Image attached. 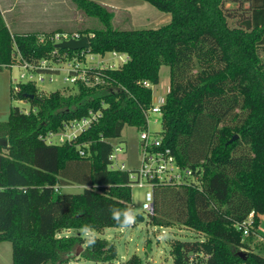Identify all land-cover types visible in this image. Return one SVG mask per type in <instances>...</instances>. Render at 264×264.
I'll use <instances>...</instances> for the list:
<instances>
[{
	"label": "trees",
	"instance_id": "obj_1",
	"mask_svg": "<svg viewBox=\"0 0 264 264\" xmlns=\"http://www.w3.org/2000/svg\"><path fill=\"white\" fill-rule=\"evenodd\" d=\"M145 1L171 20L121 29L108 5L72 0L102 23L78 31L90 43L78 51L56 48L54 31L11 32L0 9V70L19 55L33 63L47 59V72H58L51 66L75 54L83 62L86 53L128 56L118 67L89 69L88 77L101 81H78L67 93L43 95L32 81L12 84V94L31 104L28 111L12 106L0 122V136L8 139L0 145V241L11 243L13 264H115L116 244L92 234L128 226L123 215L113 218V210L135 215L133 170L113 166L111 139L121 137L126 125L148 129L162 65L170 68L169 90L157 113L162 128L152 133L196 177L156 182L151 222L199 233L193 240H169L173 264H264V254L250 246L264 214V0ZM238 1L249 2L250 14L233 22L227 3ZM90 112L96 118L72 140L47 141ZM69 160L89 163L85 191L60 192V170ZM251 211L252 231L245 236L238 224ZM81 259L86 263H77ZM127 264L141 260L133 255Z\"/></svg>",
	"mask_w": 264,
	"mask_h": 264
},
{
	"label": "rangeland",
	"instance_id": "obj_2",
	"mask_svg": "<svg viewBox=\"0 0 264 264\" xmlns=\"http://www.w3.org/2000/svg\"><path fill=\"white\" fill-rule=\"evenodd\" d=\"M15 1V0H13ZM12 1V5L16 11L21 5L20 0ZM37 4L39 0H33ZM41 5L31 4L27 17L34 20V24L22 25L13 24L9 19L12 32L24 29H35L36 32L45 33L52 31L64 32L67 34L77 33L80 29L86 27L101 28L102 23L95 17L86 15L82 10L75 7L72 0H40ZM106 4L115 10L113 25L121 29L131 28H156L168 23L171 20V14L159 10L153 4L145 0H95ZM249 2H228L227 7L231 11V20L238 22L240 19L250 14ZM15 13V12H13ZM27 13V12H26ZM163 16V17H162ZM123 58L127 55L120 54ZM93 59L88 58L89 65L114 64L115 67L120 66L123 61L120 57L114 56L110 51L104 55L93 54ZM58 72L45 73V80L37 83L43 95L49 94L51 91L60 89L67 93L72 82L66 79L68 76V63L64 62L55 65ZM22 69L17 65L11 67H3L0 70V122H5L9 118L12 106H19L21 109L28 111L31 107L29 101L17 97L16 92L12 94L11 86L16 83L21 74ZM53 77L51 81L49 78ZM170 68L168 65H162L160 70V81L153 85V98L156 105H160L165 101L166 94L169 90ZM162 124L157 113H152L148 119V130L152 132L159 131ZM53 140L60 143V132ZM140 130L135 126L126 125L122 130L119 138L111 139L114 147H122L123 151L116 153L113 166L120 168L124 163V168L128 170H137L142 165V152L140 147ZM65 168L60 170V192L63 193H80L90 187L89 180V163L87 161L69 160ZM87 168V170H86ZM150 188L148 186H138L132 184V204L135 215L142 212L143 221H137L133 225L125 227H107L102 232H93V235L103 237L113 242L117 246L118 255L114 260L115 264H127V261L137 255L141 264H173V256L170 250L169 240L171 238H179L182 240H193L198 238L199 233L194 229L188 228L182 224L174 223L170 226H160L154 224L150 220L148 211L143 209L146 192ZM165 230V232H162ZM73 231H67V234ZM264 234V223L259 226L258 233L253 238V243L260 242L261 234ZM255 252L260 250L251 247ZM264 254V252H261ZM12 245L9 241L0 244V264H13ZM76 255H78L76 253ZM75 263V262H73ZM77 263H86L81 259Z\"/></svg>",
	"mask_w": 264,
	"mask_h": 264
},
{
	"label": "built area",
	"instance_id": "obj_3",
	"mask_svg": "<svg viewBox=\"0 0 264 264\" xmlns=\"http://www.w3.org/2000/svg\"><path fill=\"white\" fill-rule=\"evenodd\" d=\"M84 35H80V33H73L67 34L64 32H56L54 35L51 36V39L54 43L61 42L63 40H68L70 38L79 39ZM87 36V35H86ZM43 39V38H41ZM57 48V47H56ZM86 49V48H83ZM70 49H67V51ZM82 49H77L73 51H78ZM114 56L120 57L121 61L125 62L128 58L126 56L123 58L119 53L116 51L111 52ZM92 53H86V62L78 58V55L75 54L72 59L67 61L68 63V76L66 77L67 80L76 84L78 81L85 83L86 85H95L96 83L100 82V78L98 75H95L94 78L90 79L88 77L89 69H96L98 67L105 68V67H112L114 68V64L107 63L105 65L100 64L103 60L96 66L88 64V58L90 60L93 59ZM18 60L15 64H17L21 69V74L19 78L20 81H32L36 84L39 81L45 80V73L43 69L50 68L48 65V60L43 59L39 63H33L26 60H21L20 55L17 56ZM14 64V65H15ZM52 69H58L55 65L51 66ZM60 70V69H58ZM51 81L53 77L49 78ZM18 82V80L16 81ZM149 86V83H146ZM152 113H160V105H154L151 108ZM96 114L90 112L89 116L83 117L78 120H73L64 125V129L60 131V142L70 141L74 137H76L81 131L85 130L92 121L96 118ZM59 133H50L47 137V141L49 143L55 142L53 137L57 136ZM140 147L142 152V165L139 169L134 170L131 174L132 184H136L138 186H148L150 189L146 192L145 201L143 202V209L148 211L149 214L154 212V192L153 188L156 182L160 183H184V182H191L193 178H195L194 171L190 167H182L180 164L177 163L174 155L171 152L170 148H162V136L158 134L152 133V131L142 130L140 131ZM123 151L122 147H114V151L111 155V158L114 161L116 157V153ZM124 168V163L122 167ZM255 213L251 211L248 218L243 222L238 224V229L243 231L245 236L251 234V227L253 226V217ZM137 222L136 215H134V220L131 224ZM162 232H165L163 230Z\"/></svg>",
	"mask_w": 264,
	"mask_h": 264
},
{
	"label": "crops",
	"instance_id": "obj_4",
	"mask_svg": "<svg viewBox=\"0 0 264 264\" xmlns=\"http://www.w3.org/2000/svg\"><path fill=\"white\" fill-rule=\"evenodd\" d=\"M12 1L13 0H0V9H1L3 17H4L5 21H6L9 29L11 30V27H10V24H9V19L14 25L17 23L20 26V24L23 25L25 23V25L27 24V25H29L31 27V25L34 24V20H31V18L29 19L27 17L28 10H29V5L35 4V5L39 6V5L42 4L41 1L39 0V3L37 4L33 0H20L22 2H21V5H20L17 13H16V11H15L13 5H12ZM15 1H17V0H15ZM15 1H13V2H15ZM13 12H15V13H13ZM32 31H35V29H24V28H22L21 30H18L16 32L22 33V32H32ZM11 32H12V30H11ZM55 32H59V31H55ZM262 223H264V214H260V224H259V226ZM258 230H259V227H258ZM256 233H258V231ZM255 234H254V236H255ZM260 234H261L260 235L261 236L260 242H258L257 244H254L253 243L254 236H253L252 240L250 241V246L252 248L253 247H255V248L257 247L260 250V252H262V251L264 252V250L260 249L261 246L264 244V234L263 233H260ZM2 242H4V241H0V244Z\"/></svg>",
	"mask_w": 264,
	"mask_h": 264
},
{
	"label": "water",
	"instance_id": "obj_5",
	"mask_svg": "<svg viewBox=\"0 0 264 264\" xmlns=\"http://www.w3.org/2000/svg\"><path fill=\"white\" fill-rule=\"evenodd\" d=\"M57 48L61 49H70V50H77V49H83L88 48L90 46L89 39L86 35L82 36L79 39L70 38L68 40H63L61 42H58L55 44ZM237 135H235L232 139H235ZM8 139L6 136H0V145L1 146H7ZM137 221H143L144 215L142 212H139L136 214ZM81 251V246H79V249L76 251L77 254H79ZM241 255H244L247 253V251H240Z\"/></svg>",
	"mask_w": 264,
	"mask_h": 264
},
{
	"label": "clouds",
	"instance_id": "obj_6",
	"mask_svg": "<svg viewBox=\"0 0 264 264\" xmlns=\"http://www.w3.org/2000/svg\"><path fill=\"white\" fill-rule=\"evenodd\" d=\"M121 215H123V217H124V224L125 225H130L133 222V220H134V214L131 213L130 211H125L123 213H121V212L118 213L116 210H113V218L114 219L119 220ZM85 231H87V229H85Z\"/></svg>",
	"mask_w": 264,
	"mask_h": 264
}]
</instances>
